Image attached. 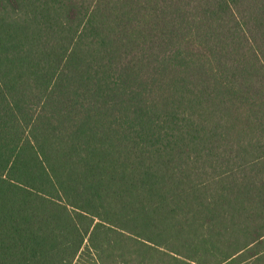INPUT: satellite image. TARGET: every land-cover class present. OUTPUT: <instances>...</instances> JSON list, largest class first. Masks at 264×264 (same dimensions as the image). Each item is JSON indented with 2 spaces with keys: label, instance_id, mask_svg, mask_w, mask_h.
<instances>
[{
  "label": "trees",
  "instance_id": "1",
  "mask_svg": "<svg viewBox=\"0 0 264 264\" xmlns=\"http://www.w3.org/2000/svg\"><path fill=\"white\" fill-rule=\"evenodd\" d=\"M0 264H264V0H0Z\"/></svg>",
  "mask_w": 264,
  "mask_h": 264
}]
</instances>
